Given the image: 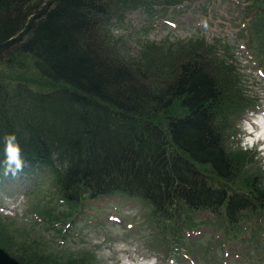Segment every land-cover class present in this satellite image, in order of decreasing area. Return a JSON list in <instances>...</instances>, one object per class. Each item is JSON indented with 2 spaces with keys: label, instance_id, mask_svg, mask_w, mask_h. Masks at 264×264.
I'll return each mask as SVG.
<instances>
[{
  "label": "trees",
  "instance_id": "1",
  "mask_svg": "<svg viewBox=\"0 0 264 264\" xmlns=\"http://www.w3.org/2000/svg\"><path fill=\"white\" fill-rule=\"evenodd\" d=\"M131 1L0 0V66L29 56L45 82L17 73L9 86L0 76V161L3 136L15 133L20 173L49 179L65 204L124 195L159 220L201 213L236 233L244 215L264 211L256 185L240 193L216 184L236 172L222 125L244 109L227 119V91L243 87L223 84L204 50L145 61L121 51L108 23ZM10 178L0 175V184ZM0 264L60 263L27 254Z\"/></svg>",
  "mask_w": 264,
  "mask_h": 264
},
{
  "label": "rangeland",
  "instance_id": "2",
  "mask_svg": "<svg viewBox=\"0 0 264 264\" xmlns=\"http://www.w3.org/2000/svg\"><path fill=\"white\" fill-rule=\"evenodd\" d=\"M136 2H127L128 7L108 23V34L121 51L145 61V56L164 60L172 52L185 56L204 50L215 58L223 84L243 87L227 91L232 110L228 120L240 107L261 106L264 20L258 0H153L155 7ZM17 73L37 87L45 84L29 56L18 67L0 66V76L9 86L17 81ZM255 109L222 125L236 172L216 184L240 193H248L252 185L264 192V154L255 146L241 147V119ZM27 178L0 187L2 261L35 254L60 264H118L126 259L131 264H146L145 259L155 264H264L263 211L246 217L230 236L210 216L186 211L177 220L163 221L149 205L123 196L70 206L61 202L49 179L36 183ZM231 239L242 244L229 246Z\"/></svg>",
  "mask_w": 264,
  "mask_h": 264
},
{
  "label": "clouds",
  "instance_id": "3",
  "mask_svg": "<svg viewBox=\"0 0 264 264\" xmlns=\"http://www.w3.org/2000/svg\"><path fill=\"white\" fill-rule=\"evenodd\" d=\"M251 131V126H249ZM247 141L246 146L241 144L245 150L252 148L256 145L257 141L264 140V125L261 126L259 132H254L251 136L244 138ZM258 151L264 154V143L259 144ZM22 149L20 142L15 133H7L3 136V160L0 161V175L8 177L9 175L15 177L18 173L22 172L25 167V160L21 155ZM131 264V262H128ZM150 264H155L153 260Z\"/></svg>",
  "mask_w": 264,
  "mask_h": 264
},
{
  "label": "bare ground",
  "instance_id": "4",
  "mask_svg": "<svg viewBox=\"0 0 264 264\" xmlns=\"http://www.w3.org/2000/svg\"><path fill=\"white\" fill-rule=\"evenodd\" d=\"M259 119H260V121L262 122V124H261V125L259 124V127H258L259 129H258V131H260V130H261V126L264 125V118H259ZM20 175H21V176H24V174H20Z\"/></svg>",
  "mask_w": 264,
  "mask_h": 264
}]
</instances>
